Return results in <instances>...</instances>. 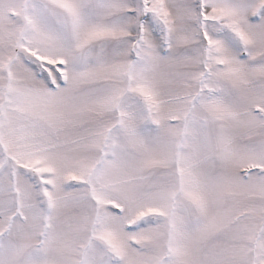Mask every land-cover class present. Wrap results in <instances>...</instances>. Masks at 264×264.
Segmentation results:
<instances>
[{"label": "snow or ice", "instance_id": "1", "mask_svg": "<svg viewBox=\"0 0 264 264\" xmlns=\"http://www.w3.org/2000/svg\"><path fill=\"white\" fill-rule=\"evenodd\" d=\"M0 264H264V0H0Z\"/></svg>", "mask_w": 264, "mask_h": 264}]
</instances>
